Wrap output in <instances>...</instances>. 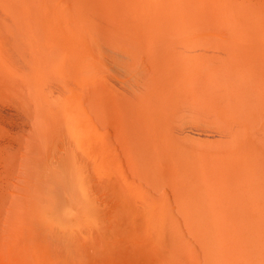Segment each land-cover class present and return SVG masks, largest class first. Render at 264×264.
<instances>
[{"label": "bare ground", "instance_id": "1", "mask_svg": "<svg viewBox=\"0 0 264 264\" xmlns=\"http://www.w3.org/2000/svg\"><path fill=\"white\" fill-rule=\"evenodd\" d=\"M212 9L227 18L214 21L211 0H0L3 90L27 91L77 165L86 159L97 167L124 154L143 188L138 194L131 189L137 181L131 188L126 183L127 196L148 199L144 206L134 201L141 212L130 213L142 233L139 253L155 264H180V256L184 264H264V63L209 66L177 44L211 42L214 24H226V39L218 41L264 49V1ZM128 84L141 93L129 96ZM106 127L117 148L109 146ZM115 162L92 165L95 179L104 167L121 170ZM108 172L103 175L112 179ZM85 204L81 199L76 211L81 226ZM24 222L15 264H84L51 250ZM52 225L53 234L60 224Z\"/></svg>", "mask_w": 264, "mask_h": 264}, {"label": "rangeland", "instance_id": "2", "mask_svg": "<svg viewBox=\"0 0 264 264\" xmlns=\"http://www.w3.org/2000/svg\"><path fill=\"white\" fill-rule=\"evenodd\" d=\"M242 1L258 2L264 0H211V14L214 21L217 19H225L227 17L225 16L224 12L212 8L218 7L219 4H224L226 2L238 4ZM227 28L228 26L226 24H214L211 29V31L214 33V39L211 42H197V44L183 42V45L182 42L180 43V41H178L177 44L181 46L183 52H188L187 54L184 52L186 57L190 56V59L197 56V60L199 62L205 63L209 66H219L227 61L239 63L250 59L262 66L264 63V49H243L242 47H238L236 44L231 42L230 45L218 41V39H226ZM192 50L195 51V55L197 54L196 56L193 55ZM148 58H143L142 55L141 59L143 62L145 61L144 63H146ZM260 61H262V63H260ZM0 86L2 89H0V229H2L0 230V258H2V261L0 260V264H15L16 238L20 234L22 223L25 221L24 223L26 224L27 220L33 223V226L36 227V234H39V237L48 243V246L51 247H49L51 250L62 253L65 257H70L73 259L81 258L84 264H155L153 263L154 260L152 262V259H149L147 262L142 254L139 253V247L142 246H140L142 241L139 237H141L142 233L140 228L135 229L133 227V224H131V218H133L132 215L136 212L135 210L138 212V207H141V204H139L137 209H135L136 207L134 206H136V203H141L142 201V206H144L147 204L148 199L145 203L144 201L146 198H141V195H138L141 198L140 200L138 197L140 202L135 200V196H133L134 200L132 196L130 197L132 199L127 196V190L129 189L128 187L132 186V184L129 183L137 181L136 183L138 186H136V183L133 182L135 187L132 186V188H130L134 192H137L134 189L138 188V194L139 192H142L143 188L142 190L139 189L141 186V184H139L140 180L129 169L130 167L128 165V160L126 162L123 161L126 160V158H124V154L121 153V155H123H118L119 157H117V154L115 156V153L113 152V155H109V164L110 162L111 164L112 162H115L117 158L122 159L121 162L119 160L120 164H118L121 167V170L125 169V173H122L123 175L120 174L121 170L119 167L116 168L115 166L113 167L114 164L112 165V168L115 170L114 172L120 175L117 178V175H113L114 172L112 173L111 171L113 169H111L109 166L106 168H110L108 169V171H111H109L111 173L110 176L108 175L109 172L104 166L103 167L105 171H102L103 167L101 169L102 172L98 170L101 168L102 164H107V161L105 163L104 161L100 163L97 162L96 167L94 163L92 164L90 161V164L88 163L89 161L85 159L84 165L83 159V162L80 161L81 157H84L79 156V162L82 163L77 165L78 161L74 159L76 156L68 155V153L64 151L65 149H63L61 146L60 140L57 138L58 136H56V130L50 123L49 119L44 118V116L41 114V110H37L38 106L34 108L35 105L32 104V102L29 103L28 98L30 96H27V91L25 90V92L23 90V94L24 92L26 93V95L24 94V97H27H23L24 99H22L21 96H23V94L21 96L19 95V93H22V88L20 89L19 87V89L16 91L17 88L15 87H7L10 89V91L11 89L12 91L15 89L14 92H17L12 93V91L10 92L9 89H7V91L6 89L3 90V85L0 84ZM118 86H121V84H118ZM128 86H130V84H128ZM129 88H127L129 89L128 95L130 96V94H132V98L135 97L133 96L134 93L132 92L137 91V95L135 94L136 96L139 95L138 93H141L139 89H135V91L132 90L135 88L133 85H131ZM140 89L142 90V88ZM19 90L21 92L18 93ZM122 94L123 93H121L120 96H122ZM124 96H126L125 93ZM17 106H20L18 107L19 109H17ZM20 108H23L24 110ZM259 111V118H262L264 122V91L262 92ZM29 116H31L32 119H30ZM37 116L38 118H36ZM50 124L51 126H49ZM107 128L108 127H106V130L103 128V131L106 132V136L108 134L107 132L111 133H109V135H113L112 128L111 130L110 127L108 129ZM109 135L107 136L108 143L114 137H110L111 139L109 140ZM112 141V145L109 146L113 148L114 145H116L114 148H117L118 142L115 141L114 143V141ZM207 145L210 146L209 143ZM117 153L119 154L120 152ZM112 157L114 161H112ZM122 162L123 165H128L127 170H129V173L126 172L127 170L125 166L122 167ZM86 163L90 164L91 166L87 165V167H85ZM116 163L117 162H115V164ZM118 164H116V166H118ZM92 165H95L94 167L98 168L96 171L101 172H98L102 175V178H100L101 175L99 174L100 180L97 178L98 181L95 179L98 177V174L97 172H94V167ZM106 172H108L107 176L112 177V179H107V177H105L106 175H103V173L105 174ZM126 173H128V175ZM123 176L125 178L121 180L122 178L120 177ZM133 176L135 180L133 179ZM113 177L116 179V181ZM105 178L106 180L104 181ZM101 181L104 182L102 183ZM108 181L113 182L114 185H111L112 183L110 184ZM104 183H109L111 186L109 187L104 185ZM126 183L128 184V187ZM155 194L159 196L158 198L160 199L162 194H157L156 191ZM124 195L126 197H124ZM153 198L155 199V196ZM158 198L156 199L158 200ZM81 199H86L84 210L85 223L84 225L82 224L83 226L80 225L76 218V216H78L76 211L78 210V207H80ZM162 199L163 196L160 200ZM150 200L151 198L149 201ZM35 201L36 217L32 215V207L35 205ZM134 201H136V203ZM152 202H149L148 205L152 204ZM155 202H159L160 205L162 201L154 200L153 203ZM159 205L152 207V209H156ZM71 206L76 210L70 212ZM132 208H134V213H131ZM52 209L57 210V213H55L56 211L54 212ZM140 212L141 211L138 213ZM26 216L28 218H26ZM42 222H44V225ZM55 223H57V225L60 224V227L55 226L54 229L57 230L54 231L53 234L55 236L58 235L59 237H55L52 233H50V231H48L50 225L53 226L52 224L55 225ZM63 224L68 227V232H63L61 230V225ZM47 231L53 236L50 237ZM180 257L179 263L184 264L183 260L185 259H182L181 261Z\"/></svg>", "mask_w": 264, "mask_h": 264}]
</instances>
